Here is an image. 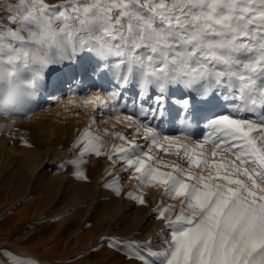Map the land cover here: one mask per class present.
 <instances>
[{
  "label": "snow or ice",
  "instance_id": "snow-or-ice-1",
  "mask_svg": "<svg viewBox=\"0 0 264 264\" xmlns=\"http://www.w3.org/2000/svg\"><path fill=\"white\" fill-rule=\"evenodd\" d=\"M72 65L138 85L141 101L156 90L155 107L117 116L150 142L148 150L121 133L115 135L122 143L112 149L138 174V186L162 187L181 205L174 218L173 206L163 201L156 210L170 234L165 248L152 249L151 240L105 242L140 264H264V0H0V113L26 112L51 85L46 70ZM173 88L181 91L174 103L186 115L218 92L231 111L207 120L195 144L187 134L162 142L148 117L163 111ZM82 103L108 107L98 94ZM76 143L83 144L81 158L104 154L89 129ZM152 147L184 163L162 161ZM106 187L119 195L118 180ZM0 256L9 264H33L7 249Z\"/></svg>",
  "mask_w": 264,
  "mask_h": 264
},
{
  "label": "rangeland",
  "instance_id": "rangeland-1",
  "mask_svg": "<svg viewBox=\"0 0 264 264\" xmlns=\"http://www.w3.org/2000/svg\"><path fill=\"white\" fill-rule=\"evenodd\" d=\"M69 68L52 66L46 70L51 85L29 101L26 112L0 113V249L29 256L33 264H140L137 258H129L126 249L109 246L106 239L151 240L152 249L165 248L164 238L170 234L156 210L163 201L165 206H173L170 215L174 218L180 200L165 196L162 187L138 186V174L119 159L112 146L122 143L115 135L121 133L148 150L150 142L117 116L155 107L150 97L156 90L150 89L141 101L138 85L122 86L112 73L98 76L76 65V73L87 74V79L70 78L75 85L64 92L65 101H47L57 74L69 79ZM83 80L89 83L82 98L70 95L80 90ZM61 83L59 86L64 85ZM113 92L120 94L118 101L110 99ZM97 94L108 101V107L82 103ZM180 95L179 88L171 89L163 111L155 117L149 114L162 142L164 136L187 134V142L195 144L207 132V120L231 111L229 101L218 92L210 103L199 105L194 116L186 115L174 103ZM86 129L100 137L104 154L87 153L81 158L83 144L76 142ZM151 154L165 162L184 163L155 147ZM76 159L83 162L68 163ZM78 172L87 179L79 178ZM113 180H118L119 195L114 187H106ZM129 193L142 195L146 203L140 204ZM0 260L9 264L6 257L0 256Z\"/></svg>",
  "mask_w": 264,
  "mask_h": 264
},
{
  "label": "bare ground",
  "instance_id": "bare-ground-1",
  "mask_svg": "<svg viewBox=\"0 0 264 264\" xmlns=\"http://www.w3.org/2000/svg\"><path fill=\"white\" fill-rule=\"evenodd\" d=\"M70 69V72H68V73H70V77H69V79H66V80H63V78H62V75H58L57 74V76H56V78H55V81H54V87L52 88V89H50L49 90V92H48V95L46 96L48 99H47V101H50V100H54V101H56L57 100V102L58 101H65V99H64V92L66 91V90H68L69 89V87L70 86H73V84L74 83H71L72 82V77H74V76H79V74L78 73H76V65H73V66H71V68H69ZM63 74V73H62ZM90 74V73H89ZM87 77H88V75L87 74H85V75H82V76H79V80H81V79H87ZM70 78H72V79H70ZM77 79V78H76ZM61 82H63V83H61ZM64 84V85H62V86H59V84ZM80 84H81V88H80V90L79 91H71V92H69V94L70 95H72L73 93L75 94L74 95V97H76V98H82V93H83V90L86 88V86H87V83H89V81H87V80H83L82 82H79ZM78 84V83H77ZM75 85V84H74ZM71 88V87H70ZM69 91V90H68ZM68 94V95H69ZM46 102V101H45Z\"/></svg>",
  "mask_w": 264,
  "mask_h": 264
}]
</instances>
